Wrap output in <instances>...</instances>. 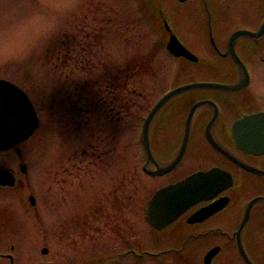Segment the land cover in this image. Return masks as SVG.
I'll return each instance as SVG.
<instances>
[{
	"label": "rangeland",
	"instance_id": "obj_1",
	"mask_svg": "<svg viewBox=\"0 0 264 264\" xmlns=\"http://www.w3.org/2000/svg\"><path fill=\"white\" fill-rule=\"evenodd\" d=\"M161 1L164 6L163 12L168 14L167 9H172L175 15H179V25H177L178 23L175 25V17L172 20L170 17L169 19L173 31L181 41L197 54L208 50L204 40V22L195 14L198 12L196 7L200 5L201 0L195 6L192 5L195 4V1L185 4L177 0ZM211 1L212 6L209 8L216 6L219 8L222 5V9L226 10L224 19L233 27L242 26L247 20L256 19L257 10L264 3L262 0ZM10 2L11 0H0V8ZM34 2L45 9L68 3L73 4L74 7L71 12L63 17L61 33L52 40L43 57L37 58L29 66H0V77L18 83L28 91L41 119L35 133L19 144L23 154L20 161L25 162L29 170L25 175H20L24 187H21L20 192L16 191L15 197L17 199L13 198V203H11L14 214L18 217V224H14L16 230L11 236L13 240H8V243L15 242L17 245L14 252L15 263L26 264L31 261L28 264H32L44 261L53 264H66L69 262L68 260L74 257H87L96 252H102L106 248L127 247L131 244L142 243L143 246L141 247L146 250L137 248L140 258V262L137 264H185L174 261L173 258L170 259V253L166 249H154L153 247L158 245L157 242L156 245L154 244V239H157L158 235L161 237V242L169 241L170 243L172 240L182 238L183 235L177 234L178 229L164 230L154 234L145 221L143 208L148 191L139 185V181H136L138 174H140L136 170L138 169L137 155H139L141 148L139 126H137L139 124L138 119L130 120V127L123 138V158L128 160L121 161L122 165H116L122 157L120 153H115L117 144H119L118 140L113 139L106 145L104 141L107 142V140H101V133L96 131L97 138L92 141L102 150L108 147L114 148L112 154L115 153L116 158L112 159L110 170L104 172L105 170L97 167L94 175L95 170L92 172L91 168L84 167L85 164H83L82 169L79 170V181L78 177L74 178L75 176L68 178L71 175L72 161L65 163L70 167L67 172L60 170L64 166L59 164L64 162V156L72 155V150H76L78 147H87L86 141H89L90 131L81 130L79 136L71 116L68 118L67 124H64L63 121L68 113L73 115L74 102L88 101L90 96L93 99H104L106 91L103 90V85L107 81L109 83V80L117 79V72L123 69L122 56L125 49L128 51V57H131L133 53L136 54L137 51L141 52L142 65H146L147 68L145 74L138 76L136 73L140 71L141 65L138 64L139 69H135L136 64L130 63L133 66L130 72H135L134 77L129 81L132 84L180 85L207 79L212 75L207 78L204 77L208 73L200 65L201 62L193 65L188 61H178L168 53L162 45V29L157 24V18L154 19L155 25L151 27L146 22L138 27L134 20L137 15L134 14L133 9L130 10L135 3L133 0H34ZM105 3L111 5V9ZM213 3L216 4L213 5ZM206 4L204 10L207 8ZM194 9L196 11L192 12ZM172 10L171 13L173 14ZM107 19L113 21V37L118 34L119 25L123 24L128 27L129 38H126L127 43L115 42L112 50L106 47L107 51L104 54V49L100 47L101 44H88L91 39H85V32H89L93 36L98 33L99 29H106L104 25ZM77 20L80 21L73 24ZM65 33H69V36L65 39V43H67L64 45L68 44L67 47L73 48L74 59L79 56L81 63L84 64L86 60V66H89L90 63L92 67L91 76L80 71L81 86L83 83L85 84V87L80 89V97L74 95L72 89H66L64 95V88L59 84L61 80L57 68L58 63L59 67L61 66L60 61L65 52V49L62 52V38L66 35ZM93 46L96 47L93 49ZM148 51L156 55L153 68L149 65L151 60L147 63L144 56L142 57V52L146 54ZM110 57L113 62L109 61ZM99 61L102 66L98 65ZM71 62L73 63V60ZM177 62L180 63V71L175 79ZM252 67L254 74L258 76L259 80L262 79L261 83L264 84V64L256 62ZM97 68H101V70L99 71ZM91 82H93L92 85H90ZM130 99H136V96H131ZM64 107H67L69 112H66L67 109L64 111ZM88 116L89 114L82 113L81 122L83 123ZM60 117H63L62 120ZM18 161L19 158L13 150L0 152L1 164L8 165L17 171ZM103 161L104 159L101 160L100 165L104 167ZM99 163L97 162V164ZM133 167H135V174H131ZM120 169L125 173L130 172L127 184L121 189L113 190L117 180L113 179ZM17 173L19 172L17 171ZM79 182L80 185L78 186ZM47 186H50L48 191ZM22 191L26 194L23 195ZM28 191L36 195V201H38L37 214L19 202L20 199L29 205ZM259 191L260 189L257 187L255 192ZM84 222H89L88 225L91 224L92 240L83 237L78 230V224ZM46 228H48L49 233ZM54 232L55 237L51 236ZM8 235L10 232L4 230L0 236L5 238ZM256 235L264 246V234ZM205 240L206 237L204 236L188 241L190 244L200 245L204 244ZM49 243H51L50 246L47 245ZM106 244L109 247H106ZM43 246H48L49 250L44 255L41 254V247ZM226 255L229 257L238 256L235 250L230 249L224 252L223 256ZM129 258L123 264H133L134 261ZM4 264L10 263L6 260Z\"/></svg>",
	"mask_w": 264,
	"mask_h": 264
},
{
	"label": "flooded vegetation",
	"instance_id": "obj_2",
	"mask_svg": "<svg viewBox=\"0 0 264 264\" xmlns=\"http://www.w3.org/2000/svg\"><path fill=\"white\" fill-rule=\"evenodd\" d=\"M260 6L262 7V4ZM261 7L257 10L259 15L256 19L247 20L243 26H237L233 29H230V23L226 19L215 20V22L208 21L204 34L208 49L205 50L206 53L214 55L215 59L230 65L232 60L228 51V39L231 32L239 28L256 31L262 22L264 10ZM222 12L225 13L224 10ZM212 23L216 25H212ZM93 42H89V44L91 45ZM84 46L86 47V45ZM234 50L246 64L247 78L244 71L238 66L225 67L220 65L203 69L208 73L207 76L212 75L211 79L208 78V80L218 81L227 86L245 81L240 86L234 88L205 86L184 90L171 96L161 106L156 107L166 92L180 85L129 84L128 68L125 67L121 73L120 83H113L110 80L109 83L103 85V90L106 91L104 99L74 102L73 115L68 113L63 121L64 124H67L68 118L71 116L79 136L81 130L90 131L89 141H86L87 147L83 146L72 150V155L64 156V162L59 164L64 166L60 170L65 172V168L69 167L65 163L72 161L73 177H78V181L80 180L79 170L83 164H85L84 167L92 170L97 155L106 156L103 161L104 166H111V161L107 157L112 155L114 148L108 147L103 150L99 148L92 141L97 138L96 131L101 133V140H107V142L104 141L106 145L113 139L119 140V148L116 147V152L121 154V161L126 160L123 158V138L130 126V120L138 119L141 136L144 122L152 110V120L148 127L151 157H148L140 138V158L139 167H137L140 172L138 174L139 185L148 191L147 200L160 187L175 183L195 172L214 169L229 172L232 183L228 188L216 192L212 198L193 205L173 222L177 223L171 228L172 231L185 229L184 233L190 239L202 236L207 238L204 244L200 245L190 243L172 245L171 248L174 251L180 250L188 253L187 257L190 258V264H203L205 253L216 245L219 246V250L213 256L211 264H238L237 257L239 256H223L224 252L229 249L235 250L238 247L237 236L264 234V204L252 205L246 223L240 231L248 202L255 196L251 194L259 187V194L264 195V173L256 172L250 168L255 167L264 171V152L256 153L241 148L235 139L233 130V125L238 120L253 113L264 112V84L261 83L262 79L259 80L252 70V65L256 62L264 64V35L257 38L239 37L234 42ZM68 54L69 52H64V55L68 56ZM63 62L66 63L64 59ZM78 63L75 62L76 67L73 69L70 67L67 68L68 70L60 68L59 72L64 77L69 76L68 73L64 72L70 70L71 84L69 85H72L75 95L80 97V71L83 70ZM84 71L90 75L92 68L88 67ZM131 96H136V99H130ZM82 113L89 114L83 123L81 122ZM60 118L62 120L63 117ZM259 124H264V118L248 123L246 130L252 129V132H248L249 138H256V130L261 126ZM69 156H71L70 159H68ZM173 161L175 163L170 168L165 169V165ZM80 182L77 184L78 186ZM223 182L221 177L211 180L214 188ZM18 184L22 185V182L19 181ZM19 185L2 189L11 191ZM222 196H227L228 199L221 209L200 222L189 221L194 211L211 204ZM16 220L11 203L0 206V235L4 230L10 232V235L5 238L0 236V264H4L6 260L10 264L15 262L14 256L9 251H4L3 248H9L11 251L14 249L13 245H6L5 239L9 240L15 232L12 227ZM88 224L89 222L79 223L78 230L83 237L88 236L93 239L91 237V224ZM208 237H212L211 243H209L211 240ZM262 252L259 251L258 254ZM249 255L251 256V253ZM262 257L264 258V255ZM111 261L112 256L108 255L107 263H111Z\"/></svg>",
	"mask_w": 264,
	"mask_h": 264
},
{
	"label": "water",
	"instance_id": "obj_3",
	"mask_svg": "<svg viewBox=\"0 0 264 264\" xmlns=\"http://www.w3.org/2000/svg\"><path fill=\"white\" fill-rule=\"evenodd\" d=\"M263 32L264 22L259 28L258 33L256 34H262ZM241 34H250V32L247 30L236 31L232 34L231 41H234L236 37ZM168 47L170 51L177 56L181 55L192 60H197V57L193 55L187 48H185L178 41L174 34H171L169 37ZM233 57L242 67H244L239 57L234 52ZM216 84L218 85L219 83H189L167 93L165 95L164 100L186 88ZM263 118V114H253L244 117L243 119L239 120L237 123L234 124V132L236 135L237 142L245 150L255 152L264 151V139L257 138L256 140H252L251 138H249L248 134V132H252V129L246 130L250 121H259ZM150 120L151 116L146 120L143 135L148 151L149 147L147 128ZM38 122L39 121L34 111V108L27 95L19 87L12 84L11 82L0 79V150L9 148L14 144L18 143L19 141L27 138L38 126ZM262 125L263 126L257 129L258 133H260L261 130H263L264 132V124ZM255 170L262 172L258 169ZM221 174L224 175L225 182L227 183H225V185H223L219 190L226 188L231 182V178L228 174H225V172ZM216 177H218V175L214 171L197 172L177 183L162 187L161 189L156 191V193L148 202V205L146 207L147 220L157 229L164 228L194 203L202 199H207L211 197L212 195L210 194L212 192L217 191V188L212 189L211 187V180L215 179ZM12 180V174L9 171L0 168V184H8L11 183ZM31 200L34 201L33 198H31ZM259 200H264V196H256L249 202L246 215L242 222V226L244 225L245 220L247 218L249 208L252 206V204ZM217 203L218 202L213 203L195 212L193 214V217L196 218L195 220H202L206 216L219 209L222 205V202H220L221 205H217ZM197 216L200 217V219H197ZM238 245L248 264H254L244 251L240 236H238ZM215 251V249H212L205 255V264H210V258L215 253Z\"/></svg>",
	"mask_w": 264,
	"mask_h": 264
},
{
	"label": "clouds",
	"instance_id": "obj_4",
	"mask_svg": "<svg viewBox=\"0 0 264 264\" xmlns=\"http://www.w3.org/2000/svg\"><path fill=\"white\" fill-rule=\"evenodd\" d=\"M74 5L42 8L34 0H11L0 8V66L31 65L60 35Z\"/></svg>",
	"mask_w": 264,
	"mask_h": 264
}]
</instances>
